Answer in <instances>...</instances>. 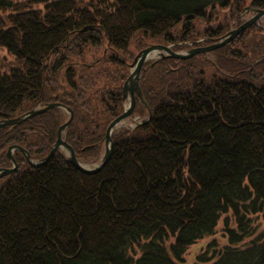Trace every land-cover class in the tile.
I'll return each mask as SVG.
<instances>
[{
  "label": "trees",
  "instance_id": "trees-1",
  "mask_svg": "<svg viewBox=\"0 0 264 264\" xmlns=\"http://www.w3.org/2000/svg\"><path fill=\"white\" fill-rule=\"evenodd\" d=\"M249 6L264 0H0V121L58 105L0 130V167L11 145L45 160L66 108L63 140L100 162L137 55L221 40ZM139 83L145 102L98 173L62 149L38 167L14 155L0 264H264V23L214 53L146 62Z\"/></svg>",
  "mask_w": 264,
  "mask_h": 264
},
{
  "label": "water",
  "instance_id": "water-1",
  "mask_svg": "<svg viewBox=\"0 0 264 264\" xmlns=\"http://www.w3.org/2000/svg\"><path fill=\"white\" fill-rule=\"evenodd\" d=\"M248 10H252L251 7H249ZM253 12L255 13V16H253L250 20L246 21L238 29L231 31L219 43L213 44V45H210L207 47H203V48L192 49V50L188 51V53L186 55L183 53L174 52L170 47L163 46V45H154V46L148 47L145 50H143L142 52H140L138 54L136 60H135L134 66L136 68L134 67L135 70L131 73L130 77L128 78L127 82L124 85V91H123L124 99L127 100L129 98L130 103H129L126 111L121 116H119L114 122H112L109 125L107 132H106L105 139H104L105 140V154L103 156V159L100 161V163L97 164L96 166H94V168H88V167L82 165L77 160L74 149L62 139V133L65 130V128L68 126L69 122L71 121V119L73 117V113L69 109H67V111L70 113V119L61 128H59L57 142L52 147L50 154L42 162L30 161L29 157L27 156V158L30 162V165L33 167L42 166V165L46 164L49 160L52 159V157L54 156L55 152L58 149H64L66 151L68 157H69L70 163L74 167H76L78 170H80L81 172H83L85 174H95V173H98L99 171H101L103 169V167L105 166V164L109 161V159L111 158V155H112V151H113V147H114V144L112 141V133H113L114 129L121 122L128 119L132 115V113L135 109V105H136V98H139L143 103L145 102L144 98H143L142 90H141V87L139 84V78H140L142 66L149 59V55L152 54L154 51H157V52L159 51V53L162 52L161 57H163V58L172 57V58L179 59V60H185V59L192 58L193 56H195L197 54L210 53L214 50L220 49V48L224 47L226 44H228L229 42H231L242 31L251 27L252 25L257 23V21H259L262 17H264V10H260V11L259 10H253ZM57 106L58 105H56V104L55 105L51 104V105L46 106L45 108L31 111L29 114H27L24 117L14 119V120L0 122V128L8 126V125L19 124L22 121L28 119L29 117H33L36 115L43 114V113L47 112L48 110L53 109ZM10 172H11V170H7L5 172V174H8Z\"/></svg>",
  "mask_w": 264,
  "mask_h": 264
},
{
  "label": "rangeland",
  "instance_id": "rangeland-1",
  "mask_svg": "<svg viewBox=\"0 0 264 264\" xmlns=\"http://www.w3.org/2000/svg\"><path fill=\"white\" fill-rule=\"evenodd\" d=\"M249 7H251V6H249ZM249 7H247V8H249ZM251 9L252 10H254V7H251ZM252 10H247V16H246V19H247V21H248V19L250 20V17H252L253 16V14H252ZM255 16V15H254ZM262 21L260 22L261 24H263L264 23V18L263 19H261ZM243 24H241L240 26H242ZM240 26H238L237 28H234V29H232L231 31H233V30H235V29H238ZM253 26V25H252ZM250 28V27H249ZM248 29V28H247ZM246 29V30H247ZM230 31V32H231ZM245 31V30H244ZM244 31H242V32H244ZM229 32V33H230ZM241 32V33H242ZM228 33V34H229ZM240 33V34H241ZM239 34V35H240ZM239 35H237L234 39H236ZM233 39V40H234ZM222 40V39H221ZM221 40H215V41H213L212 43H208V44H203L202 43V41L203 40H199L198 41V43H201L199 46H194V45H191V48H189V50L187 49V50H182V51H178L177 53H183V54H187L188 53V51H190V50H192V49H197V48H203V47H207V46H210V45H213V44H217V43H219ZM232 40V41H233ZM231 41V42H232ZM230 43V42H229ZM228 43V44H229ZM227 45V44H226ZM225 45V46H226ZM154 46V45H153ZM151 47V46H150ZM218 50V49H217ZM217 50H214V51H212L213 53L214 52H216ZM174 51V50H173ZM174 52H176V51H174ZM211 52V53H212ZM0 53L1 54H3L2 53V51H0ZM162 53V52H161ZM161 53H159L158 52V54H156V55H152L151 54V56H149V60L148 61H154V60H158V59H160L161 58ZM205 54V53H204ZM197 55H199V54H197ZM194 57V56H193ZM168 58H172V57H168ZM172 59H175V58H172ZM190 59V58H189ZM176 60H179V59H176ZM185 60H187V59H185ZM134 64H135V62H134ZM134 64H132V66H131V70H132V72L135 70V66H134ZM135 67V68H134ZM131 72V73H132ZM130 77V76H129ZM127 82V81H126ZM125 82V83H126ZM142 90V89H141ZM128 104H129V101H127V107H128ZM37 109H40V108H37ZM37 109H35V110H37ZM132 119H128L127 121H124L123 123H125L124 125H123V123H122V125H120V127H125V126H131V127H133V125H131L132 124ZM14 126V125H13ZM108 129V128H107ZM107 132V131H106ZM56 153V152H55ZM91 167H93V165H90ZM10 174H7V176L6 177H8ZM220 228H222V225H220L219 226V229ZM208 241H210V239H208V240H205V241H203V244L202 245H199V246H197V247H195L193 250H191L190 252H188V254L186 255V258H187V262H190V263H192V262H195V257H196V254L200 251V249L208 242Z\"/></svg>",
  "mask_w": 264,
  "mask_h": 264
},
{
  "label": "bare ground",
  "instance_id": "bare-ground-1",
  "mask_svg": "<svg viewBox=\"0 0 264 264\" xmlns=\"http://www.w3.org/2000/svg\"><path fill=\"white\" fill-rule=\"evenodd\" d=\"M158 52H159V51H158ZM158 52H157V51H154V52L152 53V55H156V54H158ZM149 56H151V54H150ZM66 109H67V108H66ZM32 111H34V110H32ZM30 112H31V111H30ZM30 112L26 113V114L23 115V116H20V117L14 118V119H18V118L24 117V116H26L27 114H29ZM36 116H37V115H36ZM33 117H34V116H33ZM30 118H32V117H29L28 119H30ZM14 119H10V120H14ZM28 119L22 121L21 123L27 121ZM3 121H9V120H1L0 122H3ZM21 123H19V124H21ZM19 124H14V125H19ZM124 124H125V123H123V125H124ZM119 125H122V123L119 124ZM8 126H13V125H8ZM5 127H7V126H5ZM5 127L0 128V130L3 129V128H5ZM18 152H21V153H23V154L25 155V158H26V160H27V162H28L29 164H30L29 160H30V161H33V160L30 158L29 154L26 153V152H24V149H23L21 146H18V145H11V146L8 148L7 153H6V157H7V159L9 160V162L11 163V166H10V167H0V183H1L2 179L6 178L7 174H5V172H6L7 170H11V172L8 173V174H10V175L13 174V173H15V172L18 170V164H17V162H16L15 159H14V155L17 154ZM27 156L29 157V160H28ZM34 162H35V161H34ZM32 167H33V166H32ZM37 167H38V166H37ZM86 167H88V168H94V167H91V166H86Z\"/></svg>",
  "mask_w": 264,
  "mask_h": 264
}]
</instances>
